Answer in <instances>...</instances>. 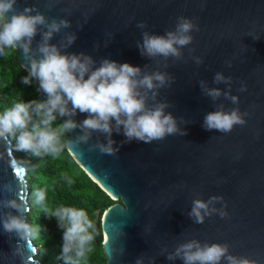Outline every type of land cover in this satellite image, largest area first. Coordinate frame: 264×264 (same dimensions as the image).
<instances>
[{"label": "water", "instance_id": "water-1", "mask_svg": "<svg viewBox=\"0 0 264 264\" xmlns=\"http://www.w3.org/2000/svg\"><path fill=\"white\" fill-rule=\"evenodd\" d=\"M46 3L17 0L16 8L37 5L49 18H68L71 28L65 31L77 32L78 38L67 51H84L97 63L107 57L133 66L147 64L154 71L155 61L141 56L136 47L145 30L137 27L138 22L145 21L146 30L155 34L174 29L181 15L199 25V31L192 33V44L183 49L184 58L175 63L170 59L169 67L160 69L174 75L175 82L161 88L157 99L168 100L173 106L167 111L189 122L181 123L187 135L168 136L150 144L132 140L123 143L115 156L91 149L97 139L104 141L99 133H94L88 144L66 147L85 173L115 200L100 215L105 264H135L141 255L145 264L153 256L154 264H183L179 259L167 260L161 249L172 251L191 238L228 242L233 254L264 264V0H58L51 9ZM81 24L82 29L78 27ZM62 34L52 42L59 41ZM39 39L37 35L33 47ZM105 41H109L107 47ZM96 43L99 50L94 49ZM189 48L195 49L191 55ZM16 50L19 65L29 67L23 53ZM193 56H201L203 63L197 65ZM229 60L231 67L226 63ZM217 71L232 77V94L239 96L241 112H249L247 124L227 134L202 126L205 114L214 111L216 105L236 107L223 96L213 102L201 92L200 79L210 87L227 89L225 84H213ZM241 84L247 85L246 91H239ZM44 98L38 94V99ZM86 116L78 112L75 119L81 121ZM79 131L68 134L69 138ZM113 139L120 145L126 138L122 132H113ZM25 175L11 141L0 143V185L19 184L13 194L0 188V199L10 195L27 198ZM211 195L224 197L229 215L222 219L214 214L202 224L194 223L187 216L192 200L197 196L206 200ZM18 239L0 227V264H22L13 254ZM21 243L23 264H63L43 263L35 257L32 240ZM111 247H124L125 251L114 254Z\"/></svg>", "mask_w": 264, "mask_h": 264}, {"label": "clouds", "instance_id": "clouds-1", "mask_svg": "<svg viewBox=\"0 0 264 264\" xmlns=\"http://www.w3.org/2000/svg\"><path fill=\"white\" fill-rule=\"evenodd\" d=\"M56 2L58 0H47L46 7L51 9ZM16 4L17 0H0V55L16 49L22 52L29 67L23 65L27 75L21 78V82L31 85L35 81L37 91L45 98L21 100L0 111V143L6 144L14 139L16 151L39 159L58 158L68 145L88 144L93 134L99 133L104 141L97 139L90 145L91 149L115 156L123 143L132 140L150 144L163 141L168 136L187 135L181 123L186 125L189 122L167 111L173 105L157 97L161 88L171 87L175 82V76L161 71V67L167 69L170 59L173 63L182 60L183 49L194 40L192 33L199 31V25L192 18L178 16L174 29L166 30L164 34L152 33L146 30L145 21L138 22L137 27L145 30L136 47L141 56L155 61L157 67L153 71L149 70L147 64L143 67L133 66L107 57H101L97 63L91 54L84 51L69 52L67 49L75 43L78 35L75 31H65L71 28L68 18H49L37 5H27L17 10ZM78 27L82 29L83 25ZM60 33H63L60 40L53 43L54 37ZM37 35L40 39L33 47ZM108 44L109 41H105L104 47ZM99 48L100 44L96 43L94 49ZM188 51L191 55L195 49L189 48ZM192 59L197 65L203 63L201 56H193ZM226 63L231 67V60ZM212 82L215 85L225 84L227 89L210 87L205 79H200L203 95L213 102L223 96L236 107L226 109L223 104L216 105L214 111L205 114L204 129L227 134L238 125H246L249 112H241L239 96L232 94V77L217 71ZM246 90L247 85L241 84L239 91ZM78 112L87 114L86 118L77 121L75 117ZM58 118H62L63 122L56 123ZM77 129L80 131L75 137L69 138L68 134ZM113 132H122L126 139L117 145ZM67 183L70 185L72 180L67 179ZM18 187L19 184L12 182L0 185L8 194L15 193ZM31 199L46 217H54L62 230L60 259L63 264L87 261L98 234L88 212L75 206L50 208L46 188L34 190ZM30 208L28 199L23 196L16 198L10 195L0 199V227L10 237L19 238L13 247V254L21 258L22 264L24 247L21 241L32 240L38 233V229L28 222ZM214 214L222 219L229 215L227 202L222 195H211L206 200L197 196L187 212V216L196 224L204 223L207 217ZM231 247L228 242L209 243L191 238L178 243L172 251L167 247L162 248L160 254L166 255L169 261L179 259L183 264H261L258 259L233 254ZM110 251L123 255L125 249L111 247ZM109 259L112 257L109 256ZM155 259L154 256L149 257L148 264H154ZM135 264H145V257H137Z\"/></svg>", "mask_w": 264, "mask_h": 264}, {"label": "trees", "instance_id": "trees-1", "mask_svg": "<svg viewBox=\"0 0 264 264\" xmlns=\"http://www.w3.org/2000/svg\"><path fill=\"white\" fill-rule=\"evenodd\" d=\"M17 50L7 51L0 55V111L11 107L15 102L38 99L39 92L35 81L25 85L21 78L27 72L17 62ZM56 123H62L57 120ZM12 151L17 161L26 169L28 184V202L31 205L27 213L28 222L38 229L32 242L36 246L35 257L43 263L63 262L60 259L62 244V230L58 227L57 220L48 218L41 208L31 199V193L39 188L47 189V204L55 209L60 205L84 208L96 224L97 235L92 253L87 261L81 264H105L102 241L103 235L100 224L101 213L115 200L104 192L76 163L67 148L58 158L32 157L26 152L15 150V141L10 139ZM71 179L69 185L67 179Z\"/></svg>", "mask_w": 264, "mask_h": 264}, {"label": "snow or ice", "instance_id": "snow-or-ice-1", "mask_svg": "<svg viewBox=\"0 0 264 264\" xmlns=\"http://www.w3.org/2000/svg\"><path fill=\"white\" fill-rule=\"evenodd\" d=\"M17 174H19V169H17Z\"/></svg>", "mask_w": 264, "mask_h": 264}]
</instances>
